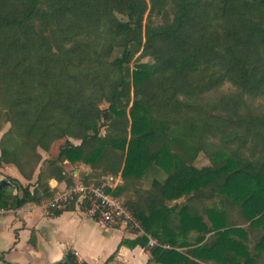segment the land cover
Masks as SVG:
<instances>
[{
  "label": "trees",
  "instance_id": "trees-1",
  "mask_svg": "<svg viewBox=\"0 0 264 264\" xmlns=\"http://www.w3.org/2000/svg\"><path fill=\"white\" fill-rule=\"evenodd\" d=\"M263 98L264 0H0V168L27 181L4 176L0 211L51 200V180L103 186L156 241L121 245L155 263L264 264Z\"/></svg>",
  "mask_w": 264,
  "mask_h": 264
},
{
  "label": "crops",
  "instance_id": "crops-1",
  "mask_svg": "<svg viewBox=\"0 0 264 264\" xmlns=\"http://www.w3.org/2000/svg\"><path fill=\"white\" fill-rule=\"evenodd\" d=\"M42 158L46 159L47 155L42 153ZM12 169L16 170V176ZM66 169L72 171L76 182L90 173V168L82 163H66ZM4 176L16 179L21 184L27 183L11 165L0 168V181ZM148 178L141 179L144 190L150 188L154 179L152 177L148 187H145ZM105 181V185L112 189L122 183L120 175L107 177ZM49 186L57 190V193L68 187L64 182L55 180H51ZM131 189L137 190L138 185L133 183ZM183 201L180 199L166 203L172 207ZM138 237L141 236L120 229L105 228L87 216L82 206L76 204L73 209L59 215L51 214L43 204H27L16 211H0V264H56L68 251L73 252L79 262L86 264H158L152 261L148 250L140 246L129 248L121 245L123 241L132 242Z\"/></svg>",
  "mask_w": 264,
  "mask_h": 264
},
{
  "label": "built area",
  "instance_id": "built-area-1",
  "mask_svg": "<svg viewBox=\"0 0 264 264\" xmlns=\"http://www.w3.org/2000/svg\"><path fill=\"white\" fill-rule=\"evenodd\" d=\"M72 202L82 206L87 216L98 221L105 228L124 230L135 236H146L149 246L156 245V241L150 239L142 230L123 200L109 194L103 186L77 183L58 192L43 205L46 210L60 209Z\"/></svg>",
  "mask_w": 264,
  "mask_h": 264
},
{
  "label": "rangeland",
  "instance_id": "rangeland-1",
  "mask_svg": "<svg viewBox=\"0 0 264 264\" xmlns=\"http://www.w3.org/2000/svg\"><path fill=\"white\" fill-rule=\"evenodd\" d=\"M154 23H155V24H160V23H161V18H159V17L154 18ZM115 55H118V54H115ZM135 58H137V56H136ZM135 60H136V59H134V62L131 64V67L133 66L134 63H137V62H135ZM148 61H149L148 59H143V60H141L140 62H148ZM233 91H234V88H233L230 84L227 83V84H225L223 87L219 88V90H218L217 93H219V94H227V93H230V92H233ZM257 103H258V104L264 109V98L258 100ZM102 107L105 108V107H106V104H103ZM7 129H8V126H5L3 132H5ZM0 135H1V134H0ZM71 142H72L73 144H78V142H77V141H74V140H71ZM57 143H58V142H57ZM55 144H56V143H55ZM55 144H53V145H55ZM59 144H62V142L56 144V145L53 147V152H54V154H57ZM243 152L245 153L246 151H243ZM194 166H195L196 168L200 169V168H203V167H210L211 164H210L209 160L207 159V157H206L203 153H201V154H199L198 158L196 159ZM12 170H13L12 172H14V174H15V176H16V174H17V173H16V170H15V169H12ZM150 173H151V172H150ZM152 177L157 178V179H159V180L161 181V180H163V178L165 177V175L162 174V172H161V173H156V174L151 173V174L149 175V178L145 180V181H146V182L144 183V186H145V187H146V186L148 187L149 182H150V179H151Z\"/></svg>",
  "mask_w": 264,
  "mask_h": 264
}]
</instances>
